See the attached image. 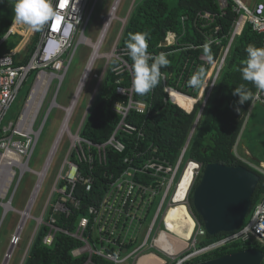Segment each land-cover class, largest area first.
Segmentation results:
<instances>
[{"label": "built area", "instance_id": "2783aa9c", "mask_svg": "<svg viewBox=\"0 0 264 264\" xmlns=\"http://www.w3.org/2000/svg\"><path fill=\"white\" fill-rule=\"evenodd\" d=\"M97 1L94 0V4L89 11L87 7H90L91 0H52L57 15L45 25V31H43L29 61L18 64L16 61L18 50L12 49V52L0 54V206L5 210V214L8 211H15L22 217L16 232L10 238L9 250L5 253L1 264H9L12 260L14 250L21 245V234L25 223L30 218L35 219L37 225L27 244L20 264H26L38 235L44 229L46 230L43 236V244L47 247L54 245L55 239L59 234L79 241L80 245L73 248L71 254L75 259H83L82 264H139L140 258L148 255L151 249L161 251L170 259L162 257L163 264H186L197 258L211 256L226 248L229 250L234 244L247 245L254 243V240L257 239L264 245L263 194L260 202L255 205L249 221L243 223L237 230L225 232L219 237L216 235L214 236L216 238L210 240L211 235H209L205 226L194 217L196 220L195 228L186 247L176 253H172L156 246V241L160 238L161 231L167 228L164 215L170 206L176 204V190L185 169V156L191 138L217 86L236 40L243 34L246 26H250L253 31L264 36V0H249L248 2L244 0H216L219 11L215 13L210 11L200 12L194 20V26L203 35L205 43L201 46L189 45L186 48L198 49L216 45L223 47V49L218 62L214 66L208 88L202 95V107L193 125L190 137L175 162L159 156L158 147H154L150 156L144 157V159L139 157L146 152L136 154L133 151L132 155H126L123 159V163L126 166L119 172L105 170L101 176L94 173L93 170L96 164H100L102 167L108 166V151L110 149L120 153L126 151L127 145L121 139L122 135L134 137L137 141L136 146H138L140 140L146 138L144 124H134L127 119L132 111L148 115V105L144 101L134 99L133 86L125 88L120 85L117 91L127 96L128 102L126 104L120 102L114 104L113 110L121 115V120L110 138L104 143H96L82 135L87 118L92 111L91 105H88L77 130L74 132L71 130L69 122L76 104L70 116L67 113V109L71 107L75 96L68 107L59 106L54 98L50 110L54 106L61 107L65 112L64 122L44 170L37 172L31 169L30 161L47 117L39 128L36 127V124L53 86V81L56 78L52 76L55 73L49 72L47 68L51 64L58 62V59L60 61L61 55L67 50L68 41L65 45L61 44L60 38L63 32L68 29L70 38L71 34L80 25L85 24L86 26L93 14ZM116 3L117 0L114 6ZM134 7L132 5L125 18L117 17L116 10L114 20L119 19L124 25L127 24ZM229 7H231L235 16L229 34L222 35V25L217 21V18L224 17ZM187 19L188 16H182L184 33ZM125 26L123 27L125 28ZM124 28H122L121 33H123ZM10 35H15L11 27L6 36L0 41V44ZM171 36H173L172 41L170 40ZM179 37L176 32L168 31L164 41L159 46L176 45ZM224 40H226V44H223ZM120 50L123 51L121 57L115 58L121 61V64L113 69L117 74H120L125 69L131 71V66L124 59V56L128 54V49L120 48ZM148 53L159 55L153 51H148ZM212 64V55L202 52L193 59L187 58L177 72L171 74L163 73V86L168 94L164 101L176 103L172 91L185 94L182 90L186 89L188 92H195L199 87L190 86L188 80L195 74L202 73L203 76L205 70L209 69ZM56 68L58 69V65ZM31 74H33V77L25 94L20 112L14 121L3 124L7 113ZM117 82L120 84L122 78L120 77ZM171 82L174 84H171ZM179 86L184 89H179ZM256 93L257 90L252 99V106L257 103L264 105V92L258 96ZM194 98L196 97L194 96ZM65 135L70 142L68 154L50 195L42 208L41 215L33 217L31 215L32 207L57 148ZM82 165L87 166L86 171L82 170ZM198 167H200V164H198ZM258 169L264 172L262 167H258ZM198 170L199 168L196 170L197 175L199 173ZM26 172L36 174L39 177V181L27 208L19 211L13 207L12 203L15 191ZM180 172L181 175L178 179ZM97 180L103 184L98 202L88 206L86 213L81 214L75 221L74 228L61 224L63 217L70 219L75 212L80 211L82 208L81 200L75 194L77 185L81 184L87 191H91ZM14 185L15 188L12 192ZM189 193L190 191L186 198V204L189 203ZM158 197H160V200L152 221L146 233H143V226L147 221L150 209L154 200ZM1 224L2 221L0 226ZM162 224L164 228L161 227ZM154 231H156L155 234H153ZM150 253L153 254L154 252L151 250Z\"/></svg>", "mask_w": 264, "mask_h": 264}, {"label": "trees", "instance_id": "16d2710c", "mask_svg": "<svg viewBox=\"0 0 264 264\" xmlns=\"http://www.w3.org/2000/svg\"><path fill=\"white\" fill-rule=\"evenodd\" d=\"M204 11L213 13L219 11L216 0H140L135 4L120 38V48H126V41H128L130 33L147 32L149 34L146 38V41L149 43L147 51H153L158 54L163 53L170 62L168 66L161 67V74L177 72L187 58L193 59L202 52L212 55L213 64L209 69L205 70L203 74V86L199 87L195 92H188L179 86V89H184L182 90L183 92L195 96L198 99L197 101L196 98L187 94L172 91L176 103L165 102V97L168 94L164 90L162 75L158 85L147 95L140 96L134 91V99L146 102L149 114L142 115L132 111L127 120L138 125L144 124L146 138L140 140V143L136 146L137 141L134 137L122 135L121 139L127 145L126 151L120 153L114 149H110L108 151V166L102 167L100 164H96L93 170L96 175L101 176L105 170L119 172L126 166L123 163L126 155H132L133 151L136 154L146 152L139 157L140 159H144V157L150 156L151 150L154 147H158L159 156L168 158L172 162L177 160L181 149L188 141L190 131L202 107V95L208 88L214 66L218 62L223 49V47L216 45L208 48H186L189 45L201 46L205 43L203 35L194 26V20L200 12ZM14 15V0H4L3 3H0V41L6 36L10 27L13 32H18L17 24H13ZM185 15L188 16V19L184 33L182 16ZM234 16L235 13L229 7L224 17L217 18V21L222 25V35L229 34ZM43 31H45V26L42 30L36 31L29 46L30 53L24 59L21 60L19 55L16 56L18 64L29 61ZM168 31H174L180 36L178 43L173 46L160 47L159 45L164 41ZM170 40H173V36L170 37ZM18 42L19 36L10 35L0 44V50L3 53L10 51L17 46ZM223 44H226V40L223 41ZM249 45L257 48L264 47V36L253 31L250 26H246L243 34L235 42L227 64L199 119L186 152L187 160H193L202 165L201 172L195 178L188 196L189 205L201 224H203L202 218L195 212L192 196L194 188L201 180L205 166L210 163H221L229 166L245 165L253 169L235 153L237 141L252 106V99L240 105L239 96L233 94L235 89L240 86L250 90L253 96L256 92L254 85L251 82L243 80L241 75V70L244 66L243 62L247 59L245 49ZM15 50L17 51L18 47ZM124 59L131 66V71L125 69L120 74H117L113 69L120 65L121 61L117 58L112 60L101 83L92 111L86 121L82 135L96 143L107 141L121 120V115L113 110L114 104L116 102L125 104L128 102V97L117 91L118 86L122 85L125 88H129L133 82V62L128 54L124 56ZM120 77L122 78V82L119 84L117 81ZM171 84L174 83L171 82ZM237 109L239 110L237 111ZM82 170L86 171L87 166L82 165ZM253 170L256 171L255 169ZM258 174L261 176V179L255 190L254 200L258 197L259 192L264 193V175L260 172ZM102 189L103 184L98 180L91 191H87L83 185L78 184L75 194L81 200L82 208L80 211L75 212L70 219L63 217L61 224L74 228L75 221L81 214L86 213L88 206L98 202ZM45 230H42L41 234L38 235L26 264H82L83 259H75L71 254V250L80 245L79 241L59 234L55 239L54 245L47 247L43 244ZM221 235L223 233L217 237ZM213 238L216 237L210 236V240H213ZM248 246L249 244H234L229 250L226 248L211 256L197 258L186 264H197L212 257L216 258L237 252Z\"/></svg>", "mask_w": 264, "mask_h": 264}, {"label": "rangeland", "instance_id": "374dc122", "mask_svg": "<svg viewBox=\"0 0 264 264\" xmlns=\"http://www.w3.org/2000/svg\"><path fill=\"white\" fill-rule=\"evenodd\" d=\"M115 1L116 0H98L87 25H80L79 28L71 34L68 40L67 50L60 57V61L62 60L64 62V68L60 70L56 68L60 62L59 59L57 60L58 62L51 64V66L47 68L49 72H54L56 74V78L53 81V86L42 108L41 116L36 124V127L39 128L40 124L43 123L47 117L39 137L38 144L30 161V167L34 171L40 172L44 170L46 166L49 155L55 145L58 134L64 122L65 112L61 107H68L71 105L93 53L94 48L90 43L97 42L101 38L103 32L102 30L105 26V19L109 16ZM133 1L134 0H121L116 12L117 17L125 18L131 10L132 5L135 6V4L140 0H135V2ZM244 1L248 2L249 0ZM91 2L90 7H87L89 11L94 4V0H91ZM125 25L119 19H115L109 27L106 38L105 35L102 38L100 53L103 56L95 61L91 73L77 99L72 118L69 122L71 130L74 132L77 130V127L82 120L88 105L93 107L101 83L109 69V66L111 65L113 58L118 56L121 57L123 51L120 50L119 43L120 37L122 36L121 30ZM17 30L18 32H14L15 35L19 36V42L17 44V56L19 55L20 59L22 60L27 54L30 53L29 46L32 43L36 31L30 29L28 26L24 27L23 24H17ZM84 39L88 41L84 42ZM6 52H12V50ZM1 53L3 52L0 50V54ZM109 55H112V57H108ZM60 76H63V78ZM32 77L33 74H31L27 82L22 87L18 98L7 113L3 124H8L10 121H14L16 119L17 114L20 112L23 106L24 97L28 87L30 86ZM54 98L56 103L61 107L54 106L50 110ZM69 148V138L65 135L57 148L49 170L47 171L45 179L42 183L41 189L32 207L31 215L33 217H39L41 215L42 208L45 205L56 182V178L61 170L62 164L65 161ZM235 153L243 162L252 168L254 167L255 170H257L258 167H262L264 170V105L257 103L251 107L237 141ZM190 161L191 160H187V163ZM261 161H263V164ZM257 171L264 175V172L259 170ZM180 175L181 172L178 176V179ZM38 181L39 177L32 172H26L23 175L13 198L12 204L15 209L22 211L27 208L28 202L33 195ZM14 188L15 185L11 190L12 192ZM263 194V192H259L258 197H256L255 200L253 196V207L251 209L250 216L245 221L246 223L249 221L251 215L253 214L255 205L260 202ZM159 200L160 197L154 200V203L148 214L147 221L143 226V233H146L152 221ZM186 206L190 207L189 203L186 204ZM21 220L22 217L19 213L15 211H8L5 214V210L0 206V223L2 221L0 226V264L4 260L5 253L9 250L10 238L16 232ZM36 225V221L33 218H30L26 221L21 234V245L14 250L12 260L9 264H20L27 244L29 243V240L35 231ZM161 227L164 228V225L162 224ZM155 233L156 231L153 232V234ZM248 247H258L264 252V245L257 239L254 240V243H249ZM151 250L154 253H157L159 256L170 260L161 251L157 249Z\"/></svg>", "mask_w": 264, "mask_h": 264}, {"label": "water", "instance_id": "95a60500", "mask_svg": "<svg viewBox=\"0 0 264 264\" xmlns=\"http://www.w3.org/2000/svg\"><path fill=\"white\" fill-rule=\"evenodd\" d=\"M261 176L245 165L210 163L193 190V206L211 236L237 230L250 216ZM194 217L195 213L189 207ZM264 252L248 247L198 264H263Z\"/></svg>", "mask_w": 264, "mask_h": 264}, {"label": "clouds", "instance_id": "9594fccd", "mask_svg": "<svg viewBox=\"0 0 264 264\" xmlns=\"http://www.w3.org/2000/svg\"><path fill=\"white\" fill-rule=\"evenodd\" d=\"M3 2L4 0H0V3ZM14 13L13 24H23L34 31L42 30L43 27L57 15L52 0H14ZM148 35L147 32L130 33L129 39L126 41L128 55L133 62L132 86L135 93L140 96L147 95L158 85L162 75L160 71L161 67H166L170 63L163 53L159 55L148 53L146 41ZM245 51L247 53V59L243 62L244 66L241 70V75L243 80L251 82L254 85L257 90L256 95L258 96L260 93L264 92V47L257 48L249 45ZM149 61H151V63H149ZM188 84L194 87L203 86L202 73L191 76L188 80ZM233 94L239 96L240 105L253 99V93L243 86L237 87ZM189 96L194 97L193 95ZM238 110L239 109H237V111ZM197 163L200 164L199 162ZM186 164L188 163L185 159V165ZM185 165L184 168L186 167ZM201 166L200 164V167H198V175L201 172ZM257 170L261 171L260 169ZM198 175H195V178ZM246 248L248 247H244L243 249Z\"/></svg>", "mask_w": 264, "mask_h": 264}, {"label": "bare ground", "instance_id": "6f19581e", "mask_svg": "<svg viewBox=\"0 0 264 264\" xmlns=\"http://www.w3.org/2000/svg\"><path fill=\"white\" fill-rule=\"evenodd\" d=\"M119 1L120 0H117L116 5L110 12L109 16L105 19V26H104V29L102 30L103 32H102L101 38L97 42H93V43L89 42L94 48L93 53L91 55V58L85 70V74L80 82L78 91L75 95V99L71 107L67 109V113L69 116L71 115L74 109L76 101L91 73V70L94 66L95 61L98 58L103 56L100 53V46L102 43V38L104 35H105V38L107 36L109 27L115 18V12L117 10ZM68 31L69 30L66 29L60 38L62 45H65V43L68 41V38H69ZM105 38H104V41H105ZM87 41L88 40L84 39V42H87ZM108 57L111 58L112 55H109ZM62 68H64V62L61 60L58 64V70ZM52 76L55 77V74H53ZM60 77L63 78V76H60ZM197 169H198V163L195 161H190V163L188 162V165L186 166L181 176V179L177 186L176 195H175L176 204L170 206V208H168L164 216L165 221L167 223V228H165L164 231H161L160 238L156 241V246L159 247L160 249H164L169 252L176 253L180 251L182 247H185L188 245V241L190 240L193 234L194 228H195L196 220L194 216L192 215V213L190 212L189 207L186 206L185 203H186L188 192L190 191L192 184L194 182ZM140 259L141 261L139 264H163V258L160 257L158 254H154V253L153 254L149 253L148 255H144Z\"/></svg>", "mask_w": 264, "mask_h": 264}, {"label": "crops", "instance_id": "0c3cea01", "mask_svg": "<svg viewBox=\"0 0 264 264\" xmlns=\"http://www.w3.org/2000/svg\"><path fill=\"white\" fill-rule=\"evenodd\" d=\"M193 128V127H192ZM191 131H192V129H191ZM191 131H190V134H191ZM194 134V133H193ZM189 137H190V135H189ZM193 137V136H192ZM189 139V138H188ZM192 139V138H191ZM190 145V144H189ZM189 148V147H188ZM181 151H182V149H181ZM181 153V152H180ZM180 155V154H179ZM179 157V156H178ZM185 159H186V156H185ZM187 160V159H186ZM262 162V164H263V161H261ZM150 251L151 250H149V252L148 253H150ZM140 261H141V259H140ZM140 263V262H139Z\"/></svg>", "mask_w": 264, "mask_h": 264}, {"label": "snow or ice", "instance_id": "6c2138e0", "mask_svg": "<svg viewBox=\"0 0 264 264\" xmlns=\"http://www.w3.org/2000/svg\"><path fill=\"white\" fill-rule=\"evenodd\" d=\"M61 6H63V5H61Z\"/></svg>", "mask_w": 264, "mask_h": 264}]
</instances>
